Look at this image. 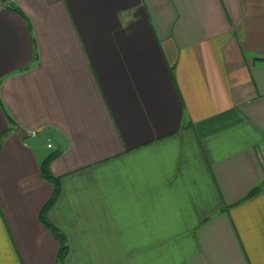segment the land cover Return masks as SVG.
Here are the masks:
<instances>
[{"label":"crops","instance_id":"0c3cea01","mask_svg":"<svg viewBox=\"0 0 264 264\" xmlns=\"http://www.w3.org/2000/svg\"><path fill=\"white\" fill-rule=\"evenodd\" d=\"M263 181L264 0H0V264H264Z\"/></svg>","mask_w":264,"mask_h":264},{"label":"trees","instance_id":"16d2710c","mask_svg":"<svg viewBox=\"0 0 264 264\" xmlns=\"http://www.w3.org/2000/svg\"><path fill=\"white\" fill-rule=\"evenodd\" d=\"M14 11H16L18 14L23 15L16 7L11 6ZM60 153L59 150H56L52 152L50 155H48L47 159L45 160L42 168H41V174L44 178L48 179L53 186V193L52 197L50 198L49 202L44 206L42 212H41V221L44 223V225L51 231L52 235L54 238L58 241L60 245L59 249V255L58 258L62 259L64 254L66 253V239L65 236L55 227L53 226L46 217V211L47 209L54 203L56 200L58 193H59V183L58 180L54 177L51 176V174L48 171V164L49 162L58 154ZM264 187V181L260 183L258 186H256L252 191L251 194H255L258 191H260L261 188Z\"/></svg>","mask_w":264,"mask_h":264},{"label":"water","instance_id":"95a60500","mask_svg":"<svg viewBox=\"0 0 264 264\" xmlns=\"http://www.w3.org/2000/svg\"><path fill=\"white\" fill-rule=\"evenodd\" d=\"M51 139L54 140L61 149H64L65 143L62 136L54 130H44L33 136H28L24 139V142L31 146H37Z\"/></svg>","mask_w":264,"mask_h":264},{"label":"built area","instance_id":"2783aa9c","mask_svg":"<svg viewBox=\"0 0 264 264\" xmlns=\"http://www.w3.org/2000/svg\"><path fill=\"white\" fill-rule=\"evenodd\" d=\"M30 135H35V132H31ZM49 147H51V144H48Z\"/></svg>","mask_w":264,"mask_h":264}]
</instances>
